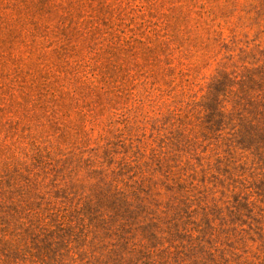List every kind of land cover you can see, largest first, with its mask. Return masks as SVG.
<instances>
[{
	"label": "rangeland",
	"instance_id": "1",
	"mask_svg": "<svg viewBox=\"0 0 264 264\" xmlns=\"http://www.w3.org/2000/svg\"><path fill=\"white\" fill-rule=\"evenodd\" d=\"M263 46L264 0H0V181L81 206L90 171L122 163L124 184L158 195L131 223L142 237L164 220L159 249L182 253L171 264H264V149L229 146L233 76L264 66L251 57ZM0 195L11 247L20 199ZM171 200L190 237L172 239Z\"/></svg>",
	"mask_w": 264,
	"mask_h": 264
},
{
	"label": "trees",
	"instance_id": "2",
	"mask_svg": "<svg viewBox=\"0 0 264 264\" xmlns=\"http://www.w3.org/2000/svg\"><path fill=\"white\" fill-rule=\"evenodd\" d=\"M254 65L264 64V46L262 50L251 55ZM242 77L241 93L234 100L233 140L231 145L242 149H264V66L250 69ZM225 73L213 81L204 103V109L212 120L223 116L220 112L221 91L227 81ZM253 92L255 100L250 93ZM261 146V147H260ZM260 147V148H259ZM109 152L101 157L107 162ZM89 160L88 171L94 167ZM111 164V163H110ZM118 164L115 170L105 169L90 171L94 176L92 200L81 203V206H67L64 202L43 199L35 196L38 203L30 201L35 195L37 184L26 178L24 185L15 191L12 180L0 181V191L11 198L20 200L19 207L12 210L17 216L18 225L12 229L16 239L13 246L6 242V232L0 235L1 264H171L181 262L182 253L175 247V252L159 249L162 238L161 225L164 220L153 218L152 224L143 228L142 237L131 223L134 215L146 211L148 200L157 197L153 187L144 190V185L123 183V168ZM59 173V172H54ZM19 183V181H18ZM32 193V194H31ZM0 197H2L0 195ZM176 200H171L167 211L173 217L172 239L190 237L187 223L182 219L186 211L178 212L174 207ZM20 212L17 215V211ZM8 210V211H9ZM7 226L8 224L5 223ZM166 225V223H164ZM164 233V232H163ZM170 242V240H169ZM196 252L195 249L191 250ZM196 255V253H194ZM173 256V257H172ZM195 264L198 262L194 260Z\"/></svg>",
	"mask_w": 264,
	"mask_h": 264
}]
</instances>
